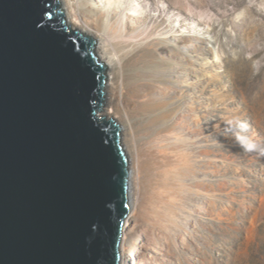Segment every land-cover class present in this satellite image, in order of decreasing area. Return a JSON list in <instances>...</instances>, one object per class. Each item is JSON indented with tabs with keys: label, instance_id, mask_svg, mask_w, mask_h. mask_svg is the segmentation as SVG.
Returning <instances> with one entry per match:
<instances>
[{
	"label": "water",
	"instance_id": "obj_1",
	"mask_svg": "<svg viewBox=\"0 0 264 264\" xmlns=\"http://www.w3.org/2000/svg\"><path fill=\"white\" fill-rule=\"evenodd\" d=\"M61 0H0V264H120L130 211L108 70Z\"/></svg>",
	"mask_w": 264,
	"mask_h": 264
},
{
	"label": "rangeland",
	"instance_id": "obj_2",
	"mask_svg": "<svg viewBox=\"0 0 264 264\" xmlns=\"http://www.w3.org/2000/svg\"><path fill=\"white\" fill-rule=\"evenodd\" d=\"M141 2L116 5H134L133 27L170 31L164 37L181 38L188 52L175 58L184 69L174 92H157L178 102L160 139L180 141L191 165L177 225L133 227L134 264H264V0ZM238 136L256 149L245 151Z\"/></svg>",
	"mask_w": 264,
	"mask_h": 264
},
{
	"label": "bare ground",
	"instance_id": "obj_3",
	"mask_svg": "<svg viewBox=\"0 0 264 264\" xmlns=\"http://www.w3.org/2000/svg\"><path fill=\"white\" fill-rule=\"evenodd\" d=\"M120 1L61 0L60 3L71 26L95 39L98 56L108 70L109 107H104V115L122 128L130 168V211L122 231L120 264H134L132 230L136 223L153 221L165 223L168 228L175 227L179 220L180 194L185 191V175L191 162L178 149L180 141L160 139L163 128L171 123V117L166 118L167 110L171 111L178 102L164 103L157 90L166 91L165 95L174 92V82L181 73L178 70L184 69L176 59L184 60L188 52L181 54V38L164 37L170 31L157 34L149 27H133L131 20L139 16L140 9L132 5L127 10L133 13L122 12L120 4L116 5ZM133 2L142 4L141 0Z\"/></svg>",
	"mask_w": 264,
	"mask_h": 264
},
{
	"label": "clouds",
	"instance_id": "obj_4",
	"mask_svg": "<svg viewBox=\"0 0 264 264\" xmlns=\"http://www.w3.org/2000/svg\"><path fill=\"white\" fill-rule=\"evenodd\" d=\"M229 128L232 127V122H229ZM238 127L241 130H246L247 125L243 122H240L238 124ZM238 141L240 142V144L242 145V147L244 148L245 151H254L256 149V145L254 142L250 141L248 138H242L240 136L237 137Z\"/></svg>",
	"mask_w": 264,
	"mask_h": 264
}]
</instances>
